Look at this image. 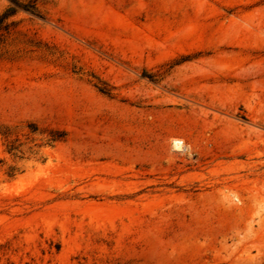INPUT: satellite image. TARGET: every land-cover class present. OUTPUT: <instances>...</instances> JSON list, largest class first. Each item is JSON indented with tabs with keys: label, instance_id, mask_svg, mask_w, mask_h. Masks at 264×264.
Masks as SVG:
<instances>
[{
	"label": "rangeland",
	"instance_id": "374dc122",
	"mask_svg": "<svg viewBox=\"0 0 264 264\" xmlns=\"http://www.w3.org/2000/svg\"><path fill=\"white\" fill-rule=\"evenodd\" d=\"M9 22L0 264H264V0H37Z\"/></svg>",
	"mask_w": 264,
	"mask_h": 264
},
{
	"label": "trees",
	"instance_id": "16d2710c",
	"mask_svg": "<svg viewBox=\"0 0 264 264\" xmlns=\"http://www.w3.org/2000/svg\"><path fill=\"white\" fill-rule=\"evenodd\" d=\"M36 2H37V0H33L31 2L32 4H30V5H22L18 2H13V3L16 5L17 8L23 9L24 11H27V12H33L34 13ZM17 8H10L9 10H7V12L5 14L0 15V32L9 33L11 28L16 26L15 22H9V20L11 17H13L16 14ZM58 137L59 138L63 137V134H61ZM57 139L58 138H54L53 140H57Z\"/></svg>",
	"mask_w": 264,
	"mask_h": 264
}]
</instances>
